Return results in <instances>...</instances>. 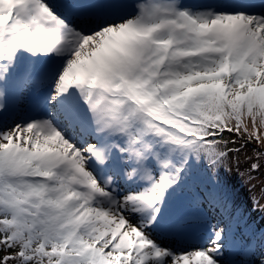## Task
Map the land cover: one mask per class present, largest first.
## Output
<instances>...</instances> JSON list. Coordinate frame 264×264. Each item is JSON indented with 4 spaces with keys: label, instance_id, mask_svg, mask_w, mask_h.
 <instances>
[{
    "label": "snow or ice",
    "instance_id": "snow-or-ice-1",
    "mask_svg": "<svg viewBox=\"0 0 264 264\" xmlns=\"http://www.w3.org/2000/svg\"><path fill=\"white\" fill-rule=\"evenodd\" d=\"M0 264H264V0H0Z\"/></svg>",
    "mask_w": 264,
    "mask_h": 264
}]
</instances>
